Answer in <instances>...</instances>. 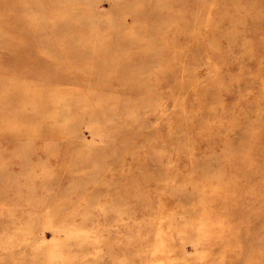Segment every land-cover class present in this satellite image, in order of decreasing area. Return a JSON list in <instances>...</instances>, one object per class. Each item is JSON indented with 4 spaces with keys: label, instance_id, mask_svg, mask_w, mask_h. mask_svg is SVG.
Listing matches in <instances>:
<instances>
[{
    "label": "rangeland",
    "instance_id": "rangeland-1",
    "mask_svg": "<svg viewBox=\"0 0 264 264\" xmlns=\"http://www.w3.org/2000/svg\"><path fill=\"white\" fill-rule=\"evenodd\" d=\"M0 264H264V0H0Z\"/></svg>",
    "mask_w": 264,
    "mask_h": 264
},
{
    "label": "bare ground",
    "instance_id": "bare-ground-1",
    "mask_svg": "<svg viewBox=\"0 0 264 264\" xmlns=\"http://www.w3.org/2000/svg\"><path fill=\"white\" fill-rule=\"evenodd\" d=\"M155 206V205H154Z\"/></svg>",
    "mask_w": 264,
    "mask_h": 264
}]
</instances>
